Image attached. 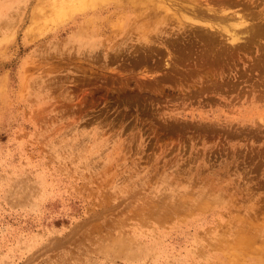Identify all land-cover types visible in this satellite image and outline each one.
Segmentation results:
<instances>
[{"label":"rangeland","instance_id":"obj_1","mask_svg":"<svg viewBox=\"0 0 264 264\" xmlns=\"http://www.w3.org/2000/svg\"><path fill=\"white\" fill-rule=\"evenodd\" d=\"M56 1L0 0V264H264V0Z\"/></svg>","mask_w":264,"mask_h":264},{"label":"bare ground","instance_id":"obj_2","mask_svg":"<svg viewBox=\"0 0 264 264\" xmlns=\"http://www.w3.org/2000/svg\"><path fill=\"white\" fill-rule=\"evenodd\" d=\"M56 1V0H55ZM64 3L65 2H63L62 0H57L56 2H55V4L57 5V12H62V11H64L65 9H64V7H65V5H64ZM207 23V22H206ZM203 33V32H202ZM213 33V32H212ZM207 34V33H206ZM234 34H235V32H234ZM233 34V37H232V35H231V39H230V41H232V39L234 40V39H236V35H234ZM237 34V33H236ZM212 35V34H211ZM208 37H210V39H211V36L209 35ZM215 38V37H214ZM208 39V38H207ZM228 39V38H227ZM214 40H216V39H214Z\"/></svg>","mask_w":264,"mask_h":264}]
</instances>
